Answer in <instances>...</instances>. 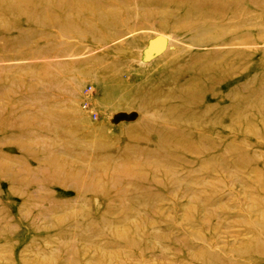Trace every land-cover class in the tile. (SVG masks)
I'll list each match as a JSON object with an SVG mask.
<instances>
[{
    "label": "rangeland",
    "instance_id": "obj_1",
    "mask_svg": "<svg viewBox=\"0 0 264 264\" xmlns=\"http://www.w3.org/2000/svg\"><path fill=\"white\" fill-rule=\"evenodd\" d=\"M0 264H264V0H0Z\"/></svg>",
    "mask_w": 264,
    "mask_h": 264
},
{
    "label": "bare ground",
    "instance_id": "obj_2",
    "mask_svg": "<svg viewBox=\"0 0 264 264\" xmlns=\"http://www.w3.org/2000/svg\"><path fill=\"white\" fill-rule=\"evenodd\" d=\"M181 1V0H180ZM230 1V0H229ZM214 2V1H213ZM234 2H236V1H234ZM212 4V3H211ZM232 2L231 3H227V4H224V5H221V4H219V5H221V10L223 11H225V10H229V9H231L232 8ZM235 4V3H234ZM213 5V4H212ZM214 6H216L215 4H214ZM237 6V5H236ZM240 6H241V4H240ZM219 7V6H218ZM240 9V8H239ZM190 10V9H189ZM187 12H188V10H186ZM240 11V10H239ZM241 11H242V9H241ZM234 12V11H233ZM225 13H227V12H225ZM242 18V17H241ZM244 18H245V16H244ZM244 20V19H243ZM109 22V23H108ZM103 25L105 26V28H107V31H108V34H111V33H115V31H114V29L117 27V23H111L110 21H104L103 22ZM93 31V30H92ZM91 33V32H90ZM216 35H218V36H220L221 35V33H217ZM137 41H138V38H132L131 40H130V42L131 43H133V44H137ZM202 88V87H201ZM121 91V90H120ZM191 93V92H190ZM194 94V93H193ZM194 96H196L195 94H194ZM198 96V95H197ZM197 96H196V98H197ZM122 97V96H121ZM191 98H192V93H191V96H190ZM193 99H194V97H193ZM195 101V100H194ZM185 104H187V103H185ZM194 106V105H193ZM184 107H185V105H184ZM193 108V107H192ZM188 109V108H187ZM195 109V108H194ZM191 110V112L193 111L192 109H190ZM198 110V109H197ZM188 112V111H187ZM79 113H78V110H74V112H72V116H76V115H78ZM194 114H195V111H194Z\"/></svg>",
    "mask_w": 264,
    "mask_h": 264
}]
</instances>
